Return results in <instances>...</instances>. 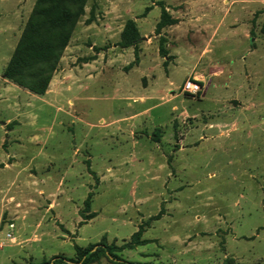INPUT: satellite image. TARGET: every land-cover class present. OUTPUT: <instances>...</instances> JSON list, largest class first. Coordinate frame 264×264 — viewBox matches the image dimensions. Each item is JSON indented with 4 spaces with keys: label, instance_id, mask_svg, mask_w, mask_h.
<instances>
[{
    "label": "rangeland",
    "instance_id": "1",
    "mask_svg": "<svg viewBox=\"0 0 264 264\" xmlns=\"http://www.w3.org/2000/svg\"><path fill=\"white\" fill-rule=\"evenodd\" d=\"M34 2L0 0V264L140 225L126 260L264 264V0H87L43 95L3 75Z\"/></svg>",
    "mask_w": 264,
    "mask_h": 264
},
{
    "label": "trees",
    "instance_id": "2",
    "mask_svg": "<svg viewBox=\"0 0 264 264\" xmlns=\"http://www.w3.org/2000/svg\"><path fill=\"white\" fill-rule=\"evenodd\" d=\"M86 2L87 0H35L4 68V77L32 93L45 94L77 22L85 13ZM158 4L160 5V18L155 26L157 34L163 27L176 22L163 3L158 2ZM139 40L140 33L135 21L127 19L118 45L121 47L135 46ZM163 41V38H160L159 53L161 56H166ZM134 55L137 61L136 49ZM90 59L93 58H87L85 62ZM90 202L91 193L84 200L85 208L90 207ZM143 231L144 228L140 225L131 234L130 239L121 245H116L114 242L107 243L105 240L86 248L75 245L76 258L53 256L48 260L29 264H92L99 262L102 258H106L111 264H146L126 260L117 254L124 248L132 249L147 243L148 240L142 238Z\"/></svg>",
    "mask_w": 264,
    "mask_h": 264
},
{
    "label": "built area",
    "instance_id": "3",
    "mask_svg": "<svg viewBox=\"0 0 264 264\" xmlns=\"http://www.w3.org/2000/svg\"><path fill=\"white\" fill-rule=\"evenodd\" d=\"M199 89H200V84L193 80H187L183 86V90L189 93H196Z\"/></svg>",
    "mask_w": 264,
    "mask_h": 264
}]
</instances>
